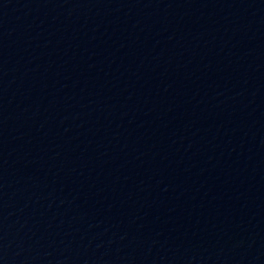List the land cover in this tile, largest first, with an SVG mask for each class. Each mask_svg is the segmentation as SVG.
I'll list each match as a JSON object with an SVG mask.
<instances>
[{
	"label": "water",
	"instance_id": "water-1",
	"mask_svg": "<svg viewBox=\"0 0 264 264\" xmlns=\"http://www.w3.org/2000/svg\"><path fill=\"white\" fill-rule=\"evenodd\" d=\"M0 264H264V0H0Z\"/></svg>",
	"mask_w": 264,
	"mask_h": 264
}]
</instances>
